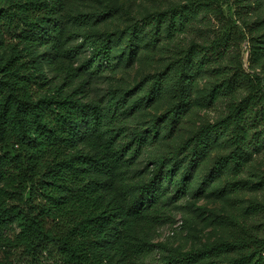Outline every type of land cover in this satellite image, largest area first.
I'll return each instance as SVG.
<instances>
[{
  "label": "trees",
  "instance_id": "1",
  "mask_svg": "<svg viewBox=\"0 0 264 264\" xmlns=\"http://www.w3.org/2000/svg\"><path fill=\"white\" fill-rule=\"evenodd\" d=\"M185 2L134 18L124 0H0V264H16L17 252L24 264H264L251 206L217 218L211 240L154 243L219 143L202 183L224 176L222 192L235 195L264 184L240 178L264 147V0ZM202 14L238 29L251 73L181 48ZM205 72L200 105L222 102L226 113L196 125Z\"/></svg>",
  "mask_w": 264,
  "mask_h": 264
},
{
  "label": "rangeland",
  "instance_id": "2",
  "mask_svg": "<svg viewBox=\"0 0 264 264\" xmlns=\"http://www.w3.org/2000/svg\"><path fill=\"white\" fill-rule=\"evenodd\" d=\"M200 1L202 0H199V2ZM124 3L125 7H131V17L140 18L146 12H162L170 6H183L186 2L185 0H133V4H131L129 1L124 0ZM255 18L256 15L250 17V23L254 21ZM224 32L231 33L230 39L226 45L217 47V42L221 39ZM241 38L238 29L226 25L224 19L215 17L212 14H202L190 29H187L185 33L178 36L177 41L181 43L180 46L183 49L189 47L190 43H194L197 48H200L201 58L202 55H206L205 58L210 59L222 55L224 57L223 62H221L222 66L229 65L233 67L235 62L241 60L243 63V70L247 73H251L252 69L248 66V43L247 40L243 41ZM148 48L151 49L152 47L149 46ZM158 50L159 48L155 55L158 54ZM135 68L127 74L130 79L133 78L136 72ZM254 71L256 72L257 70ZM108 75V72H104L100 78L94 79L92 96L102 98L106 90L107 79H105V77ZM122 76L123 70H119L116 74V79ZM208 82V72H205L198 78L195 85L193 98L198 105L196 106L198 111L195 115L196 125L201 122H213L219 116L226 113L225 104L222 102L210 107L200 105L201 103L199 100L205 95L209 84ZM162 109L163 105L160 107L154 106L151 110L144 113L145 120H148L153 114L161 113ZM190 127L191 126L181 128L179 134L176 135L172 142L177 145L180 140L185 138L189 133ZM219 149H221L220 143L218 148L206 157L204 165L194 172L190 193L183 197H179L174 206L170 208V217L168 221L158 227L157 233L153 237L154 243L161 245L170 244L174 247L182 243L185 248H188L191 241L199 244L211 240L214 234L219 231V225L217 224L220 221H218L217 218L230 213L235 215L241 214L249 206L254 208L253 211L255 212L252 224H261L259 228H263L264 184L259 188L247 185L239 191L237 190L235 195L227 191L228 188L226 191L222 192L221 188L226 182L223 179L224 176L213 177L210 179L209 183H202L201 175L203 169L210 159L222 152ZM256 176L264 177V147L259 150V153L255 156L251 165L240 178L242 180L252 178L251 182H256L258 180ZM154 256H156V254ZM14 261L16 264H24V257L20 252L15 254ZM48 261L51 262L49 259Z\"/></svg>",
  "mask_w": 264,
  "mask_h": 264
}]
</instances>
